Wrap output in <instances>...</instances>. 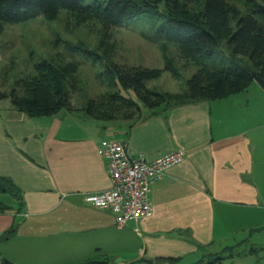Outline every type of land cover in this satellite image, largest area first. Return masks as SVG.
I'll list each match as a JSON object with an SVG mask.
<instances>
[{
    "label": "crops",
    "instance_id": "obj_1",
    "mask_svg": "<svg viewBox=\"0 0 264 264\" xmlns=\"http://www.w3.org/2000/svg\"><path fill=\"white\" fill-rule=\"evenodd\" d=\"M5 117L0 175L19 187L23 201L15 217L0 213V232L18 221L16 233L0 240V255L12 262L72 264L97 255L112 264L159 256L185 261L213 246L222 211L248 208L264 218V89L257 82L217 100L155 113L142 107L129 121L97 122L82 109L29 117L9 108ZM103 139L124 141L146 160L184 152L151 183L150 214L123 227L110 210L84 200L111 185L98 153Z\"/></svg>",
    "mask_w": 264,
    "mask_h": 264
},
{
    "label": "trees",
    "instance_id": "obj_2",
    "mask_svg": "<svg viewBox=\"0 0 264 264\" xmlns=\"http://www.w3.org/2000/svg\"><path fill=\"white\" fill-rule=\"evenodd\" d=\"M165 1L166 4L160 10L159 2L154 0H93L88 4L86 0H0V22L17 23L38 16L49 18L59 9H66L99 19L103 31L108 33L113 27L142 14H152L154 19H160L156 36L177 43L186 59L212 60L219 55V48L224 47L230 55L247 56L251 62V68L240 65L214 67L203 62L188 78L185 95L176 99L146 86L147 80L160 76V68L138 66L116 70L110 67L107 74L111 78L110 84L118 87V90L106 94L108 107L102 105L105 102L90 100L83 108L86 115L98 120L116 118L119 109L139 115L141 106L155 113L188 102L217 100L243 91L252 82H257L264 89V4L250 0L253 2L248 12L237 17L234 28H230L228 15L235 12L226 0H207L204 19L180 9L179 0ZM36 66L39 75L25 83L21 94H9L16 110L29 117L50 116L62 109L71 110L70 93L59 77L55 76L51 66L46 62ZM122 90H132L135 98L123 94ZM138 115L130 120L137 119ZM9 198L13 200L9 201ZM22 207L19 187L9 177L0 175V213H13L15 217ZM17 228L18 221H13L0 232V240L12 237ZM235 248L236 245L226 246L221 250V255L204 254L190 264H218L226 257L235 256ZM225 251L228 253L225 254ZM208 256L212 258L204 261ZM183 259L182 256L141 257L126 264H185ZM0 264L20 263L0 255ZM72 264L112 263L108 257L97 255Z\"/></svg>",
    "mask_w": 264,
    "mask_h": 264
},
{
    "label": "rangeland",
    "instance_id": "obj_3",
    "mask_svg": "<svg viewBox=\"0 0 264 264\" xmlns=\"http://www.w3.org/2000/svg\"><path fill=\"white\" fill-rule=\"evenodd\" d=\"M91 1L93 0H86V3ZM154 1L159 2L160 10L166 4L165 0ZM253 1L264 4V0ZM253 1L226 0L235 12L228 15L230 28H234L237 17L248 12ZM206 2L207 0H179L180 9H185L187 14L200 19H204ZM159 21L152 14H142L132 21L113 27L107 33L103 31L99 19L59 9L49 18L38 16L17 23L0 22L1 123L9 108L16 109L9 94H21L25 83L39 75L36 65L42 62L51 66L55 76L68 89L72 110H83L90 100L105 102L102 105L108 107L106 94L118 90V87L110 84L111 78L107 75L110 67L116 70L138 66L160 68V76L147 80L146 86L174 99L185 95L188 78L203 62L214 67H252L247 56H232L224 47L219 48V55L212 60L186 59L177 43L164 41L156 36ZM122 93L135 98L132 90H122ZM119 110L115 120L129 121L131 117L138 115L130 110ZM69 118L65 117L66 120ZM218 220L221 233L213 246L199 253V256L186 258L185 264L195 262L202 253L221 255L224 247L232 245H236L233 251L235 256L226 257L218 264H264L262 213L234 207L222 211ZM252 248L255 252L245 255ZM224 253L227 254L228 251ZM212 256L206 257L204 261Z\"/></svg>",
    "mask_w": 264,
    "mask_h": 264
},
{
    "label": "built area",
    "instance_id": "obj_4",
    "mask_svg": "<svg viewBox=\"0 0 264 264\" xmlns=\"http://www.w3.org/2000/svg\"><path fill=\"white\" fill-rule=\"evenodd\" d=\"M98 153L107 160L111 185L86 193L84 200L97 208L110 210L119 227L150 214L151 183L162 178L168 168L184 158L183 150L177 149L146 160L142 154H135L124 141L117 139H103Z\"/></svg>",
    "mask_w": 264,
    "mask_h": 264
}]
</instances>
